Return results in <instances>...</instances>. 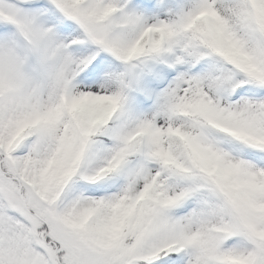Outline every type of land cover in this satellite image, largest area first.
Masks as SVG:
<instances>
[{"label":"snow or ice","instance_id":"snow-or-ice-1","mask_svg":"<svg viewBox=\"0 0 264 264\" xmlns=\"http://www.w3.org/2000/svg\"><path fill=\"white\" fill-rule=\"evenodd\" d=\"M0 264H264V0H0Z\"/></svg>","mask_w":264,"mask_h":264}]
</instances>
